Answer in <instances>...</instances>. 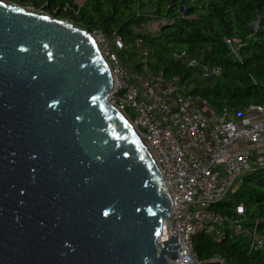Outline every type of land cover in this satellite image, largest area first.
<instances>
[{
	"label": "water",
	"instance_id": "95a60500",
	"mask_svg": "<svg viewBox=\"0 0 264 264\" xmlns=\"http://www.w3.org/2000/svg\"><path fill=\"white\" fill-rule=\"evenodd\" d=\"M112 88L93 32L0 0V264H187L159 241L173 198Z\"/></svg>",
	"mask_w": 264,
	"mask_h": 264
},
{
	"label": "built area",
	"instance_id": "2783aa9c",
	"mask_svg": "<svg viewBox=\"0 0 264 264\" xmlns=\"http://www.w3.org/2000/svg\"><path fill=\"white\" fill-rule=\"evenodd\" d=\"M225 42L238 55L237 39L225 37ZM98 44L113 76L108 103L125 114L143 139L173 198L171 223L159 237L177 235L178 257L170 262L203 264L197 235L220 237L225 227L249 236L251 247H264V234L245 227L244 205L231 199L247 170L264 168V104L240 112L214 110L206 98L185 93L178 75L166 78L130 69L121 53L138 50L148 71L150 48L142 38L126 42L118 35L111 41L104 36ZM174 56L190 67L200 65L198 57L185 51ZM220 72L218 64L202 65L204 76Z\"/></svg>",
	"mask_w": 264,
	"mask_h": 264
},
{
	"label": "trees",
	"instance_id": "16d2710c",
	"mask_svg": "<svg viewBox=\"0 0 264 264\" xmlns=\"http://www.w3.org/2000/svg\"><path fill=\"white\" fill-rule=\"evenodd\" d=\"M13 1L32 4L55 18L64 15L79 27L102 33L109 41L116 35L126 42L142 38L150 48V70L154 56L158 72L166 78L178 75L185 93L206 98L214 110L226 107L240 112L249 105L264 104V0H84L80 5L74 0ZM147 14L162 19L155 34L134 29ZM259 16L261 30L255 33L249 24ZM225 37L237 39L238 55ZM135 51L122 52V60L126 53ZM182 51L198 57L200 65L190 67L175 58L174 53ZM204 64H218L221 72L204 76ZM142 66L138 61L135 69ZM231 199L244 205L245 227L264 234V168L247 170ZM249 238L225 227L220 237L201 232L195 245L203 264H264V247H251Z\"/></svg>",
	"mask_w": 264,
	"mask_h": 264
},
{
	"label": "rangeland",
	"instance_id": "374dc122",
	"mask_svg": "<svg viewBox=\"0 0 264 264\" xmlns=\"http://www.w3.org/2000/svg\"><path fill=\"white\" fill-rule=\"evenodd\" d=\"M5 1H8L10 3H13V4H17V5H21L19 2H16V1H13V0H5ZM82 2H84V0H74V3H77L78 5H80ZM23 6L24 8H26L27 10H30V11H34V12H40L41 10L43 11V9H36L34 8V6L32 4H27V5H21ZM148 15V18L144 21H141L139 24H135L134 25V29L136 32H148V33H152V34H155L159 31L160 29V26H161V23H162V19L161 18H158L156 17V15L154 14H147ZM54 17V16H52ZM58 19H64V20H67L65 18V16H60V17H56ZM95 36H96V39L99 43L100 39H102L104 37V35L102 33H95ZM238 47V45H237ZM235 46V48H237ZM127 55H125L126 57L123 59L125 64L132 70H137L138 72L140 73H144V74H151V75H158L160 72L157 71L156 67H154L153 64H157L158 61L157 59L153 56L151 57V70L150 68H148V71L145 72L143 70V68L141 70H138V69H135V64L136 62L139 61L140 59V52L137 50L135 51L134 53H131L128 55V53H126ZM228 205L227 206H231L232 203H227Z\"/></svg>",
	"mask_w": 264,
	"mask_h": 264
}]
</instances>
